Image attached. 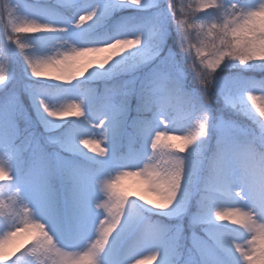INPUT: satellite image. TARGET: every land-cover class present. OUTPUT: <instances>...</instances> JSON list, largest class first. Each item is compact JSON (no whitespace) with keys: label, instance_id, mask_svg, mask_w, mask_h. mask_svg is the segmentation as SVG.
Instances as JSON below:
<instances>
[{"label":"snow or ice","instance_id":"obj_1","mask_svg":"<svg viewBox=\"0 0 264 264\" xmlns=\"http://www.w3.org/2000/svg\"><path fill=\"white\" fill-rule=\"evenodd\" d=\"M146 262L264 264V0H0V264Z\"/></svg>","mask_w":264,"mask_h":264},{"label":"rangeland","instance_id":"obj_2","mask_svg":"<svg viewBox=\"0 0 264 264\" xmlns=\"http://www.w3.org/2000/svg\"><path fill=\"white\" fill-rule=\"evenodd\" d=\"M101 55H107V53H103ZM257 78L259 77V74H257ZM123 184L125 185L126 188H128L130 191L133 192H142V185L140 184V181L136 177H127L123 181ZM147 198L151 200H155V197L148 196ZM25 243V241L21 238L19 239L15 244L12 245V250H15L16 247L22 245ZM146 264H154V262H146Z\"/></svg>","mask_w":264,"mask_h":264}]
</instances>
